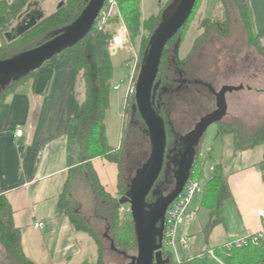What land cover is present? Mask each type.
Listing matches in <instances>:
<instances>
[{
  "label": "trees",
  "instance_id": "16d2710c",
  "mask_svg": "<svg viewBox=\"0 0 264 264\" xmlns=\"http://www.w3.org/2000/svg\"><path fill=\"white\" fill-rule=\"evenodd\" d=\"M40 1L44 2L46 0H0V38L2 40L0 60L12 58L51 40L55 37V33L74 23L87 6L86 0H62L52 14L44 16L29 32L13 42H8L4 35L14 28L19 16L29 6H35ZM118 1L122 7L128 4L131 7V11L127 9L124 17L132 37L134 39L140 38L139 48L143 61L151 37L161 22L163 12L174 0H169L168 4L158 15H154L149 19H143L141 0ZM200 1L198 0L190 20L168 44L157 79L160 86L155 93V108L166 122L168 146L170 145L172 135L174 137L172 143H175L178 136L175 137L172 130L169 129L167 107L169 105L175 107V99L180 96L177 95V92L181 91L182 93L186 89L185 86L180 88L179 80L183 79V77L187 79L186 71L183 69L185 64L178 59L176 53H179L185 41L183 32L187 25L191 23ZM220 1L224 9H227L226 12L231 7L238 11L254 48L264 57V35L259 37L252 35L247 1ZM204 21L206 22L203 27L207 29V32L220 29L219 23L214 20L204 18ZM114 23H117V17L111 18L103 31L93 28L92 32L78 45L56 56L42 68H55L62 63L71 62L76 66L85 89V107L79 116L71 119L69 124L67 152L68 164L72 168L73 177L71 182L67 184L60 203L61 210L69 216L75 231L86 233L98 246L97 261L94 263L86 261L84 264H106V250L99 236L86 224L83 208L78 202L80 199L77 198L80 196H83L87 201L90 197L93 203L96 204L98 218L107 225V233L104 237L111 244L110 253L113 252L121 255L130 264L131 259L136 257L138 252L133 220L128 214L123 218L120 213L121 206H123L121 201L128 192V185L123 184L121 177L123 147L114 148L110 146L107 138L106 117L110 108V96L113 91L115 71L112 61L113 53L110 51V40L116 32V30H109V27ZM142 33L143 36L141 38ZM203 36L204 34L196 41V44ZM173 45L174 48H172ZM34 75L35 73L11 84L6 89L0 88V105L5 103L9 96L15 93L25 81ZM187 80L190 81L189 79ZM173 94L176 95L173 96ZM125 112L130 119L142 124L144 130L146 129L136 109L135 97L127 99ZM216 125L218 126L216 139H222L225 136L233 138L235 156L240 152L253 150L258 147H261L264 151V114L261 117L260 123L253 129L247 130L242 124L226 125L223 121ZM98 158H103L117 164L119 169L118 197L120 196V199L109 195L100 183L98 175L93 168V161ZM166 165L169 166L168 162ZM260 167L264 176V155ZM164 173L161 175L156 186H160L159 188L165 194H168L174 189L175 180L173 182L169 178V182H167V179H164L166 176ZM194 175H197L196 179L201 182H204L206 179L205 165L199 155L196 156L193 167V178ZM204 188L203 205L210 212V220L205 229V234L208 236L214 228L224 222L221 210L225 202L232 197L224 165L219 164L214 167L212 175L205 183ZM149 200L152 201L154 198L150 196ZM0 248L3 250L4 261L9 264H33L25 257L22 251L21 232L15 226L13 208L1 191ZM214 250L218 259L223 260L225 264H264V239L257 245L249 242L248 245L235 248L232 251H227L224 245L216 247ZM163 258L169 261L167 264H219L208 255V251L201 256L179 261L172 250L164 247Z\"/></svg>",
  "mask_w": 264,
  "mask_h": 264
},
{
  "label": "crops",
  "instance_id": "0c3cea01",
  "mask_svg": "<svg viewBox=\"0 0 264 264\" xmlns=\"http://www.w3.org/2000/svg\"><path fill=\"white\" fill-rule=\"evenodd\" d=\"M246 1L252 35L262 36L264 0ZM117 84L113 83V87ZM84 107V85L71 62L37 71L0 105V191L13 208L22 251L33 264H84L92 246L96 254L98 251L92 238L75 231L60 205L73 177L67 152L69 124ZM18 130L23 131L21 136L16 134ZM256 149L236 156L232 153L231 163L217 161L210 168V175L205 172L204 186L212 168L224 165L232 197L221 210L224 222L208 236L205 229L210 212L203 205V195L196 199V219L179 232L190 238L188 248L178 246L188 253L186 258L205 253L215 236L222 239V244H214L216 248L264 229V220L258 215L259 210H264V176L260 167L264 151L254 155ZM209 157H213L212 151ZM93 168L105 191L117 198V164L98 158L93 161ZM38 222L44 224L42 229L35 228Z\"/></svg>",
  "mask_w": 264,
  "mask_h": 264
},
{
  "label": "rangeland",
  "instance_id": "374dc122",
  "mask_svg": "<svg viewBox=\"0 0 264 264\" xmlns=\"http://www.w3.org/2000/svg\"><path fill=\"white\" fill-rule=\"evenodd\" d=\"M113 1L117 3V7L113 12L112 18L117 17V23L111 25L109 30L117 31L122 26L129 28L124 13L131 7H129V4L122 7L118 0ZM60 2L62 0L40 1L39 4L30 6L29 13L34 15L43 13L44 16H49L57 9ZM168 2L169 0H141L143 19L158 15ZM226 10L221 5L220 0H201L191 23L187 25L183 32L185 41L179 50L178 59L185 64L183 69L186 71L187 79L190 80L188 82H190L191 86L182 93L181 91L177 92V95L180 96L175 99V107L173 105L167 107L169 129L172 130L175 137L188 134L203 117L216 110V100L213 93L208 88L194 84L195 81L211 85L217 92L224 86L239 87L243 85L245 87L244 90L227 95L228 111L227 116L223 119L226 125L242 124L247 130L253 129L260 123L264 114V57L254 48L238 11L232 7L227 12ZM204 18H209L219 23L220 29L207 32V29L203 27L206 22ZM17 23L18 19L15 26H17ZM203 34L204 36L196 44V41ZM139 42L140 38L134 39L130 33V40L124 48H119L114 52L112 57L115 66L114 84L115 82L121 84L122 80L128 77L130 68L127 65L129 63H133V66L135 65V73L137 76L139 75L142 65ZM172 48H174V45ZM110 51L113 53L111 44ZM126 83L121 84L119 91L113 89L111 93L106 127L109 145L114 148L123 147L121 177L123 184L129 186L137 172L142 170L147 163L151 146L146 129L144 130L142 124L130 119L125 112V105L128 99ZM256 93H263V95L259 96ZM217 128L218 126L214 124L207 130L198 150L199 156L206 150L213 152L212 158L209 157V153L202 160L205 165V172L208 175H210V168L217 161L227 164L231 163L230 157L234 153L233 138L225 136L216 140ZM173 140L174 137L172 135L168 146L170 149L173 147ZM256 151L254 155L262 152V148H257ZM194 178L196 179L197 175H194ZM172 181L174 182V180ZM77 198L80 199L78 202L83 208L87 226L104 243L106 250L105 263L128 264L129 261L121 255L110 253L111 244L104 237L107 233V225L98 218L96 213L97 206L93 203L92 198L90 199L89 197L88 201L83 196ZM117 198L120 199V196ZM196 202L197 200L193 204ZM120 213L123 218L127 214L131 216L130 206H121ZM214 239L206 251H210L216 245L222 244L219 243L222 239L216 236ZM92 248L89 250L91 252L89 253L88 261L94 263L97 261L98 254L94 251V246ZM177 252L180 259H185L188 255L181 247H178ZM175 257L177 258L176 255ZM215 261L219 264H225L223 260ZM0 264H9L4 261L3 250H0Z\"/></svg>",
  "mask_w": 264,
  "mask_h": 264
},
{
  "label": "water",
  "instance_id": "95a60500",
  "mask_svg": "<svg viewBox=\"0 0 264 264\" xmlns=\"http://www.w3.org/2000/svg\"><path fill=\"white\" fill-rule=\"evenodd\" d=\"M87 6L80 17L71 25L55 33L46 43L6 60H0V88L41 70L44 65L83 41L93 30L107 0H86ZM198 0H174L163 12L161 22L151 37L144 55L137 79L135 106L146 126L151 151L144 168L137 172L122 199V205L130 206V214L135 226L138 253L130 264H167L163 258L165 219L169 207L182 194L195 164L196 149L207 130L227 116V95L244 90L243 85L224 86L215 91L211 85L195 81L208 88L217 98V110L201 119L195 128L186 135L177 137L171 160L174 166V189L165 194L155 187L163 174L168 149V135L165 120L155 108V93L164 52L168 44L177 36L190 20ZM30 6L19 16L18 22L26 15V22L14 27L4 37L13 42L34 28L44 18L43 13H29ZM223 31V30H222ZM177 57L179 53L177 52ZM176 57V61H177ZM169 167V166H168ZM155 198L150 202L149 198Z\"/></svg>",
  "mask_w": 264,
  "mask_h": 264
},
{
  "label": "built area",
  "instance_id": "2783aa9c",
  "mask_svg": "<svg viewBox=\"0 0 264 264\" xmlns=\"http://www.w3.org/2000/svg\"><path fill=\"white\" fill-rule=\"evenodd\" d=\"M117 7V3L113 0H107L106 4L101 11L95 25L94 29L98 31H103L107 27L110 19L112 18L113 12ZM130 40L129 29L122 26L120 27L111 37L110 44L113 53L119 48H124V46ZM129 63L127 65L130 68V73L128 77L122 80L121 84L127 82V98L135 97L137 92V79L138 76L135 73V65ZM121 84H117L113 89L119 91L121 89ZM23 131L18 130L17 135H22ZM210 151L206 150L200 156L203 160L204 156L209 155ZM214 169L212 168V171ZM193 175V172H192ZM191 175L188 183L186 184L182 194L174 201V203L169 207L166 219H165V234H164V245L166 248L174 251L175 255L178 257L177 248L182 246L184 249L188 248L190 238L187 234L179 235L181 228L187 224L192 223L197 217V211L193 209L194 201L203 195L204 185L200 181L193 178ZM258 215L264 220V210H259ZM35 228L42 229L44 224L38 222ZM262 239H264V229L257 234H251L244 238H239L235 240L228 241L224 247L227 251H232L235 248H241L252 242L257 245ZM208 255L215 260H218L216 252L214 249L208 251ZM201 256V255H200Z\"/></svg>",
  "mask_w": 264,
  "mask_h": 264
},
{
  "label": "flooded vegetation",
  "instance_id": "af4514ba",
  "mask_svg": "<svg viewBox=\"0 0 264 264\" xmlns=\"http://www.w3.org/2000/svg\"><path fill=\"white\" fill-rule=\"evenodd\" d=\"M26 15H24V17L21 19V22H18V24H22L23 22H26ZM185 77H183V79H181V80H179V86H180V88L182 87V86H185L186 88H189L190 86H191V84H190V82H188V80L187 79H184ZM197 85H199V84H197ZM199 86H201V85H199ZM203 87V86H202ZM223 88V87H222ZM221 88V89H222ZM220 89V90H221ZM219 90V91H220ZM214 97H215V100H216V110L218 109L217 108V98H216V96L214 95ZM215 110V111H216ZM214 111V112H215ZM212 114V113H211ZM209 115V114H208ZM207 116V115H206ZM201 121V120H200ZM199 121V122H200ZM198 122V123H199ZM197 123V124H198ZM196 124V125H197ZM181 137V136H180ZM177 140V139H176ZM176 140H175V142H176ZM201 146V143H200V145L197 147V149H196V152H197V155L196 156H198V150H199V147ZM175 148V143H173V147H172V149H170V147H168V151H167V157H169V159L167 158L166 160V162H165V167H164V171H163V173L164 174H166V176L164 177V179H167V182H169V178H171L172 180H175V179H173L174 178V166H173V164H172V162H171V160H173L172 158H174V154L173 153H171L172 152V150ZM196 160V159H195ZM168 162V165H169V167L166 165V163ZM166 166H167V169H166ZM172 174H173V176H172ZM135 177V176H134ZM161 183H162V181H161ZM160 186H156L155 187V189H156V191L157 192H163V190L162 189H160L159 188ZM163 193H165V192H163ZM150 201V200H149Z\"/></svg>",
  "mask_w": 264,
  "mask_h": 264
},
{
  "label": "bare ground",
  "instance_id": "6f19581e",
  "mask_svg": "<svg viewBox=\"0 0 264 264\" xmlns=\"http://www.w3.org/2000/svg\"><path fill=\"white\" fill-rule=\"evenodd\" d=\"M17 134V133H16ZM23 134V133H22ZM21 136V135H20ZM164 234H165V232H164ZM164 247H166L165 245H164ZM171 250V249H170Z\"/></svg>",
  "mask_w": 264,
  "mask_h": 264
}]
</instances>
